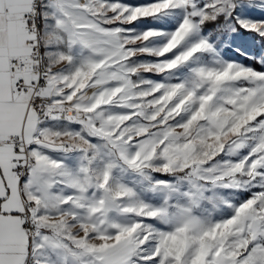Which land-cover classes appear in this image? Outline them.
<instances>
[{
  "label": "rangeland",
  "instance_id": "rangeland-1",
  "mask_svg": "<svg viewBox=\"0 0 264 264\" xmlns=\"http://www.w3.org/2000/svg\"><path fill=\"white\" fill-rule=\"evenodd\" d=\"M83 5L91 93L78 109L121 143L58 160L42 231L77 254L100 245L104 220L131 244L123 264H264V0ZM135 60L151 70L117 79L114 64ZM42 244L34 264H68Z\"/></svg>",
  "mask_w": 264,
  "mask_h": 264
},
{
  "label": "crops",
  "instance_id": "crops-1",
  "mask_svg": "<svg viewBox=\"0 0 264 264\" xmlns=\"http://www.w3.org/2000/svg\"><path fill=\"white\" fill-rule=\"evenodd\" d=\"M31 4L32 0H0V139L8 134L20 135L31 146V153L37 160L19 179L13 174L9 161L14 156L12 149L0 148V264H24L33 250L40 253L42 243L68 264H123V261H129L131 244L128 240L116 238L115 226L106 228L111 223L104 220L93 221V227L101 235L94 237V242L100 245L89 248L82 244L77 254L68 252L42 231L48 224L49 214H52L50 205L58 199L54 194L58 160H89L90 152L97 154L100 148L106 147L114 149L116 142L119 146L121 142L107 136L111 131L106 127L95 129L83 123L60 121L55 115L50 119L38 118L28 105L27 97L12 92L13 78L8 72V63L10 58L22 57L29 51L24 44L26 35L21 14ZM83 4L85 0H57L45 4L42 9L45 54L51 65V76L43 94L53 100L55 107L78 109L80 104L77 101L87 100L91 93L90 88L87 89L90 82L88 71H83L88 70L90 64L81 60L90 51L89 43L80 39L85 35L87 39L90 31L88 24L83 31L78 23L90 20L87 6ZM114 65L117 79L123 73L151 70L139 65L137 60L121 61ZM131 84V93L137 97L139 81ZM130 116H137L136 108L130 111ZM66 139L73 141L74 151L64 150L63 142ZM28 203L34 205L32 213L39 224V231L32 236L23 228L19 218ZM100 208L104 213L105 206ZM96 213H99L98 210ZM106 229L110 230L107 232Z\"/></svg>",
  "mask_w": 264,
  "mask_h": 264
},
{
  "label": "built area",
  "instance_id": "built-area-1",
  "mask_svg": "<svg viewBox=\"0 0 264 264\" xmlns=\"http://www.w3.org/2000/svg\"><path fill=\"white\" fill-rule=\"evenodd\" d=\"M57 0H50L55 2ZM83 2V0H81ZM43 0H32L31 7L21 14L23 30L26 35L24 44L28 53L22 57H12L8 63V72L12 76L11 90L15 94L27 97L28 105L33 109L38 118L55 115L59 120H69L77 123H90L88 114L71 106L55 107L53 100L43 94V89L50 78H47L46 66L41 56V39L39 28V7ZM94 124H97L93 120ZM64 150H75V145L69 143V139L63 142ZM0 148L12 149L14 156L9 161L13 174L22 179L29 169L37 162L28 145L20 135L8 134L0 139ZM34 205L25 204L19 214L23 228L34 235L39 231V224L33 215ZM34 263L32 255L26 257L24 264Z\"/></svg>",
  "mask_w": 264,
  "mask_h": 264
},
{
  "label": "bare ground",
  "instance_id": "bare-ground-1",
  "mask_svg": "<svg viewBox=\"0 0 264 264\" xmlns=\"http://www.w3.org/2000/svg\"><path fill=\"white\" fill-rule=\"evenodd\" d=\"M50 3V0H43V4H41V7H39V28H40V39H41V56H42V61H44L45 66H46V74L47 78H50L51 76V65L50 62L45 54V43L42 35V9L45 6V4ZM42 118H48V116H41ZM27 264H34V263H27Z\"/></svg>",
  "mask_w": 264,
  "mask_h": 264
}]
</instances>
